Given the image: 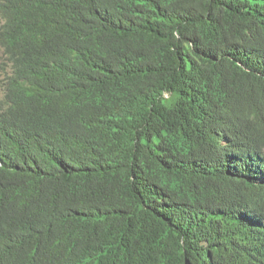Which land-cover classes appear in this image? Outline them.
<instances>
[{
    "label": "trees",
    "instance_id": "obj_1",
    "mask_svg": "<svg viewBox=\"0 0 264 264\" xmlns=\"http://www.w3.org/2000/svg\"><path fill=\"white\" fill-rule=\"evenodd\" d=\"M0 264H264V0H0Z\"/></svg>",
    "mask_w": 264,
    "mask_h": 264
},
{
    "label": "rangeland",
    "instance_id": "obj_2",
    "mask_svg": "<svg viewBox=\"0 0 264 264\" xmlns=\"http://www.w3.org/2000/svg\"><path fill=\"white\" fill-rule=\"evenodd\" d=\"M7 62H6V59L4 58V55L2 53V50L0 48V99L3 95V89H2V83L4 81V77H5V71L7 69V66H6Z\"/></svg>",
    "mask_w": 264,
    "mask_h": 264
}]
</instances>
